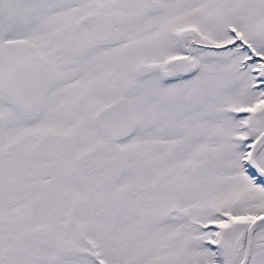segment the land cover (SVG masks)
<instances>
[{"label": "snow or ice", "instance_id": "snow-or-ice-1", "mask_svg": "<svg viewBox=\"0 0 264 264\" xmlns=\"http://www.w3.org/2000/svg\"><path fill=\"white\" fill-rule=\"evenodd\" d=\"M0 264H264V0H0Z\"/></svg>", "mask_w": 264, "mask_h": 264}]
</instances>
